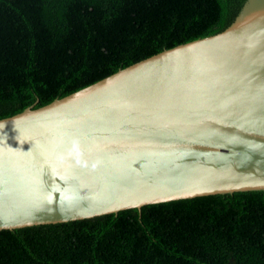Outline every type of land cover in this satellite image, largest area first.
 Masks as SVG:
<instances>
[{
    "label": "water",
    "instance_id": "obj_1",
    "mask_svg": "<svg viewBox=\"0 0 264 264\" xmlns=\"http://www.w3.org/2000/svg\"><path fill=\"white\" fill-rule=\"evenodd\" d=\"M264 189V0L0 117V228Z\"/></svg>",
    "mask_w": 264,
    "mask_h": 264
},
{
    "label": "trees",
    "instance_id": "obj_2",
    "mask_svg": "<svg viewBox=\"0 0 264 264\" xmlns=\"http://www.w3.org/2000/svg\"><path fill=\"white\" fill-rule=\"evenodd\" d=\"M243 0H0V117L223 28ZM0 264H264V189L0 228Z\"/></svg>",
    "mask_w": 264,
    "mask_h": 264
}]
</instances>
